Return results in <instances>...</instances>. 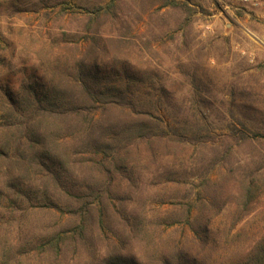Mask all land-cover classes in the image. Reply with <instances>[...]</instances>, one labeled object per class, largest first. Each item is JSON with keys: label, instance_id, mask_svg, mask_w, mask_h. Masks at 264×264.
<instances>
[{"label": "trees", "instance_id": "obj_1", "mask_svg": "<svg viewBox=\"0 0 264 264\" xmlns=\"http://www.w3.org/2000/svg\"><path fill=\"white\" fill-rule=\"evenodd\" d=\"M11 1L12 14L38 19L45 10V19L36 27L17 28L23 49L33 55V64L20 68L19 90L0 85V171L13 177L8 181L10 213L20 212L25 219L34 210H56L66 213L73 224L37 238L32 247L30 237L21 239L19 249L25 255L9 250L0 255V264H29L31 252L59 256L70 247L89 251L92 264H264V237L250 242L243 253L233 250V258L227 260L219 248L227 253L225 245L238 240L212 227L228 202L236 205L239 216L256 207L264 193V177L258 169L224 174L217 185L202 175L203 194L192 189L186 202H168L171 211L165 210L170 220L160 225L145 211L150 196L172 182L181 184L165 179L169 166L160 167L158 158L205 147L209 135L188 133L180 123L165 122L156 101L130 89L132 84L153 78L152 73L139 69L132 55L156 58L154 43H161L167 34L160 29L155 31L159 33L156 41L143 39L150 35L139 30V23L160 11L178 12L173 32L183 33L193 16L205 10L190 0H139V8L126 6L130 0ZM4 32L13 35L10 28ZM0 38L8 40L1 33ZM253 135L264 137L257 132ZM241 136L247 138L244 132ZM122 179L138 196L129 194L127 201L119 202L111 243L106 252L95 256L89 250L87 230L95 213L104 229L106 202L112 210L116 205L111 187ZM2 196L0 190V208ZM177 209L181 218L172 217ZM176 224L184 230L180 235L166 230Z\"/></svg>", "mask_w": 264, "mask_h": 264}, {"label": "rangeland", "instance_id": "obj_2", "mask_svg": "<svg viewBox=\"0 0 264 264\" xmlns=\"http://www.w3.org/2000/svg\"><path fill=\"white\" fill-rule=\"evenodd\" d=\"M74 1L87 3L94 0ZM130 1L126 6L139 8L142 4L139 0ZM190 1L199 4L205 12L194 15L191 25L183 33L173 32L179 22L178 12L163 14L160 11L151 19L141 21L139 30L143 29L150 35L143 39L156 41L159 33L155 31L159 32L160 29L166 30L167 34L163 35L161 43H154L158 46L156 58L144 54H133L131 57L139 69L152 73L153 78L148 83L132 84L130 89L146 100L156 101L158 113L165 122L180 123L188 128V133L209 135L205 147H190L178 152L176 157L170 154L158 158L160 167L169 166L165 179L181 182L178 186L172 182L147 201L145 211L159 225L170 220L168 209L165 210L169 208L168 202H186L191 197L188 194L192 189L203 194L199 185L202 175L207 174L216 185L224 174L229 175L233 171L258 169V174L264 177V137L253 135L256 132L264 134V11L242 8L231 0ZM11 2L0 0V33L8 38H0V85L8 84L18 91L23 75L20 68L33 64V55L23 49L17 28L20 25L36 27L44 21L45 10H41L38 19L31 14H23L21 18L12 14ZM9 28L13 35L4 32ZM243 132L247 138L241 136ZM138 168L146 176L142 165ZM205 168L209 169L207 173L204 172ZM11 178L12 175L5 176L0 171V190L4 195L0 208V255L10 250L13 253L17 251L21 257L25 255L20 253L21 239L30 237L32 247L36 245L34 242L37 238L47 236L50 231L66 229L73 223L66 213L61 214L56 210L47 213H35L34 210L25 219H22L20 212L10 213L12 206L8 199L11 198L12 189L8 181ZM111 188L116 205L113 211L106 202L108 217L104 229L97 223L95 213L87 230L89 250L95 256L106 252L111 243V230L118 225L115 211L119 202L126 200L129 194L135 199L138 196L130 191L131 187L124 179ZM55 196L62 203L60 197ZM125 204L128 203L122 202V205ZM181 215V210L177 209L172 217L181 218ZM22 220L25 222L23 225ZM234 222H237L236 225H233ZM100 226L103 232L105 230L104 236H101L103 232ZM212 227L218 229L221 235L230 232L238 240L225 245L227 253L219 248L220 255L228 260L233 258L231 252L235 249L243 253L250 242L264 237V193L256 207L243 216H239L234 203L228 202L214 218ZM166 230L172 235H180L184 231L177 224ZM5 240L11 244H5ZM36 254L31 252L29 264H92L91 253L82 252L76 247L68 248L59 256Z\"/></svg>", "mask_w": 264, "mask_h": 264}, {"label": "built area", "instance_id": "obj_3", "mask_svg": "<svg viewBox=\"0 0 264 264\" xmlns=\"http://www.w3.org/2000/svg\"><path fill=\"white\" fill-rule=\"evenodd\" d=\"M239 7L250 8L256 11H264V0H231Z\"/></svg>", "mask_w": 264, "mask_h": 264}]
</instances>
